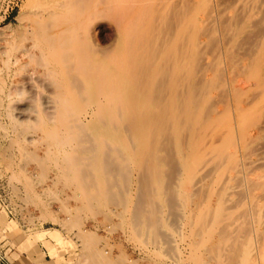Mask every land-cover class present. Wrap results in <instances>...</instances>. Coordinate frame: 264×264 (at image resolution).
<instances>
[{"label": "rangeland", "instance_id": "rangeland-1", "mask_svg": "<svg viewBox=\"0 0 264 264\" xmlns=\"http://www.w3.org/2000/svg\"><path fill=\"white\" fill-rule=\"evenodd\" d=\"M62 21L75 23L73 29L70 24V30L66 28L69 40L73 38L74 41L76 36L73 46L78 50L77 54L81 53V58L88 56L91 61L108 54L110 58H101L99 63L104 59L107 66L110 64L107 71L112 68L120 70L118 78L114 77L119 81L111 79L114 75L107 80L111 72L101 73L107 66L92 60L101 65L100 74L107 77V82L113 80L104 87L101 84L102 92L112 90L114 83V88L122 83L125 86L118 88L124 89L123 92L118 91L119 95H123L122 99L129 96L121 106H118L121 97L119 104L115 97L117 122L113 123L114 129L113 125L99 127L95 120L92 123L87 117L95 109L94 92L97 95V90H100L93 85V77L100 79L94 71L98 67L94 63L96 68L93 69L89 64L91 71L89 66L86 72L79 66L86 65V57L83 62L72 58L76 63H67L71 61L67 58L73 46L70 41L68 44L71 46L65 47L67 24L63 22V27ZM53 22L60 25L59 28L63 27V31L66 29L65 33L62 32L64 35H60L65 37L66 43L63 41L64 45L57 47H65L67 55L64 50L60 52L66 58L63 54L61 57V53L57 57L58 51L54 54L47 48L59 37H50L51 30L53 33L58 28ZM47 29L50 32L47 33ZM46 42L48 44H44ZM47 49L55 59L53 55H45ZM77 54L74 57H80ZM45 56L52 58L47 60ZM43 59L47 61L43 63ZM53 59L59 60L57 65L61 63L58 67L64 66L63 70L59 67L64 75L70 70L74 72L76 69L72 71V68L75 65L85 71L79 72L78 76L94 73L90 77L92 81H89V75H84L87 79L82 77L87 80L85 84L90 83L88 87L77 85L75 88V84L82 81L81 77H78L80 81L75 78L76 72L59 77L61 71L54 64L56 61L51 62ZM65 68L69 71L67 74L64 73ZM55 72L58 73L53 74ZM51 74L58 75L54 78ZM72 79H76L73 84ZM64 80L67 81L66 86L71 84L76 89L75 93L79 91L81 96L85 94L88 97L67 94L68 88L62 86L63 90L59 85L62 81L61 85H65ZM58 87L60 91H66L63 92L66 94H63L64 98ZM54 90L57 100L70 98L69 103L76 106L66 103L70 107L66 110H71L75 116L73 121L68 120L66 127L69 129L58 126V121L48 122L46 111L40 105H43L45 94ZM7 92H11V100L7 98ZM118 92L114 96L118 97L115 95ZM76 96L80 99H74ZM89 103L94 106L91 104L89 107ZM23 104L34 105L31 108L35 110L41 107L43 120L47 123L42 120L43 124L40 120L27 123L23 119L21 122L14 108ZM84 105L86 110L88 108L86 113L89 112L85 115ZM80 106L82 108L78 110L81 113H76V117L75 111ZM104 106L99 111L102 110L103 119L108 120L110 116L107 114L106 117ZM123 106L128 110L125 111ZM71 114L69 119L73 118ZM77 118L81 124L83 121L84 131L91 130L86 131L88 134L82 129H78L83 131L79 132L80 135L76 133L80 124ZM141 120L146 128L141 126ZM71 124L73 128L77 125L75 133H72ZM121 125H124L126 134ZM0 126L1 259H5V252L13 250L29 257L35 256L37 262H45L46 259L61 264H257L254 251L261 252L264 246V0H0ZM66 129L70 135L75 134L76 138L73 135L69 137L71 142ZM141 129L148 130L146 133L151 140ZM51 130L53 132L49 133ZM122 131L129 135L127 138L131 135L133 140L128 141L130 138L127 140L125 136L123 142L120 139ZM57 133L64 134L59 136ZM86 134H91L88 136L90 139L95 137L87 145L83 140ZM142 134L144 138H141ZM105 135L109 141L113 139L116 149L111 146L112 151L108 150L111 142L108 145L107 140L99 141L100 146L96 144L101 140L98 138ZM60 137L64 138L62 142L66 140L62 146H70L67 148L69 152L56 145H59ZM54 140L59 142L53 143ZM79 141L85 143L84 149ZM145 143L150 144L149 147ZM222 145L225 146L223 149ZM92 147L96 148L89 153ZM119 148L123 150L122 156ZM55 149L57 152L53 151ZM129 150H133L132 153ZM108 152L112 153L109 154L112 158L107 156ZM79 155L83 158H78ZM73 168L78 169L74 171ZM226 177L231 178L227 181ZM243 199L247 202L243 201L242 207ZM250 201L254 203L248 204ZM236 204L237 209L233 208ZM184 234L186 238L183 239ZM96 251L104 253L103 261L94 254ZM258 261L262 262L264 258Z\"/></svg>", "mask_w": 264, "mask_h": 264}, {"label": "bare ground", "instance_id": "bare-ground-1", "mask_svg": "<svg viewBox=\"0 0 264 264\" xmlns=\"http://www.w3.org/2000/svg\"><path fill=\"white\" fill-rule=\"evenodd\" d=\"M73 1H74V0H73ZM72 6H73V4H72ZM64 7H65V6H64ZM70 12H71V10H70ZM73 12H74V11H73ZM65 13H66V12H65ZM71 13H72V12H71ZM63 14H64V13H63ZM80 15H81V14H80ZM49 17H51V16H48V18H49ZM55 17H56V16H55ZM51 18H52V17H51ZM60 18H61V17H60ZM68 18H69V16H68ZM75 18H76V17H75ZM46 19H47V18H45V20H46ZM49 19H50V18H49ZM56 19H57V18H56ZM56 19H55V20H56ZM77 19H78V18H77ZM79 19H80V17H79ZM79 19H78L77 21H79ZM47 20H48V19H47ZM71 20H72V18H71ZM52 21H54V19H52ZM67 21H69V20H67ZM73 21H74V20H73ZM73 21H71V22H73ZM59 22H60V21H59ZM63 22L66 23V24H67V22L62 21V25H63V27H64ZM71 22H68V23L70 24V27L72 28V27L75 25V23H73V24H74V25H73V24H71ZM53 23H54V22H53ZM57 23H58V22H57ZM78 23H79V22H78ZM78 23H77V24H78ZM38 24H39V22H38ZM54 24H55V23H54ZM59 24H61V22H60ZM69 24L65 25V28H66V26L69 27ZM46 25H47V24H46ZM55 25H57V24H55ZM78 26H79V25H78ZM49 27H51V26H49ZM53 27H54V26L52 25L51 28L54 29L55 27H54V28H53ZM57 27H58V28H57L56 30L59 31V29H60V31H59V32H61L60 34H59V32L56 31V30L52 33V30H51V36H50L49 34H48V35H49L50 37H52V35H53V37H54V35L57 36V37H58V36L60 37V35H64L63 33L66 32V33H65V37H66L67 39H65V40H66L67 44H65V47H68V45H69L68 42H70V41H71L70 43H72L71 45H72V46H73V45L75 46V44H73V42L75 41V37H76V36L74 37V41H73V38H72V37H71L72 40H69V38H68V37H69V33H68V31L70 30V27H69V30H68V28H66L67 30L65 29V30H66V31L64 30L65 32L63 31V27H62V28H59V27H61L60 25H59V26L57 25ZM74 27H75V26H74ZM74 27H73V28H74ZM79 27H80V26H79ZM40 28H41V27H40ZM73 28H72V29H73ZM83 28H84V27H83ZM44 30H46V29H44ZM47 30H48V29H47ZM45 32H46V31H45ZM48 32H50V29L47 31V33H48ZM62 32H63V33H62ZM39 33H40V32H39ZM67 33H68V36H67ZM70 33H71V32H70ZM58 34H59V35H58ZM74 34H76V33H74ZM31 35H32V34H31ZM35 35H36V34H35ZM35 35H34V36H35ZM40 35H42V33H41ZM70 35H71V34H70ZM72 35H73V34H72ZM80 35H81V34H80ZM44 36H45V35H44ZM44 36H43V37H44ZM73 36H74V35H73ZM40 37H41V36H40ZM57 37H55V38H57ZM59 37H58L57 39H55L56 41L53 39L54 42H52V43H50V44H48L47 42L44 43V44H48V47H47V48H49L50 50L52 49V50H51V52L53 51L52 53L56 54L55 52L58 51V52H57V57H58V55L61 53L60 51H61V50H64V48H65V47H62L63 49H57V47H59V46H63V45H64V44L62 43L63 41L65 42V40H64L65 37H64V36H62L63 38L60 37L62 40L59 39ZM44 39H45V38H44ZM38 40H39V39H38ZM38 40H37V41H38ZM45 40H46V39H45ZM68 40H69V41H68ZM46 41H47V40H46ZM57 41H58V43H55V42H57ZM59 41H60V42H59ZM81 41H82V40H81ZM66 42H65V43H66ZM124 42H125V41H124ZM74 43H75V42H74ZM82 43H83V42H82ZM71 45H69V47H70ZM82 45H83V44H82ZM45 46H47V45H45ZM74 46L72 47L73 50L70 49V53L68 52V53L70 54V56H69V54H68L69 57H68L67 59H69V60L71 59V61H68V62H67L68 64H70L71 62L76 63V62H75V59H76V61H79V62H83V61H85L84 58H85L86 56L83 55L84 58H83V57L81 58V53L77 54L78 50H76V47L74 48ZM78 46H79V45H78ZM32 47H33V46H32ZM35 47H36V46H35ZM42 47H43V46H42ZM81 47H82V46H81ZM83 47H84V46H83ZM79 48H80V47H79ZM38 49H39V47H38ZM49 49H47L48 51L45 50V51H46L45 55L48 56V57L53 55V58L55 59L54 54L50 53ZM54 49H55V50H54ZM56 49H57V50H56ZM86 49H87V48H86ZM115 49H116V48H115ZM67 50L69 51V49H67ZM74 50H75V54L80 55V57H78L77 55H76L77 57H74V55H75V54H74ZM80 50H81V49H80ZM112 50H113V49H112ZM43 51H44V49H43ZM113 51H114V50H113ZM48 52L50 53V55H47ZM72 52H73L74 55L72 54ZM82 52H83V51H82ZM85 52H86V51H85ZM27 53H28V51H27ZM64 53L66 54V51H65V50H64ZM94 53H95V52H94ZM99 53H100V52H99ZM110 53H111V52H110ZM28 54H29V53H28ZM42 54H43V52H42ZM42 54L40 55V57H42V56L44 55V54H43V55H42ZM62 54H63V52L60 54V56H61ZM65 54H63V56H64ZM83 54H84V52H83ZM95 54H96V53H95ZM97 54H98V53H97ZM66 55H67V54H66ZM72 55H73V57H72ZM87 55H88V54H87ZM106 55H107V56H106ZM106 55H103L104 57H101V56H100V57L106 59L107 57L110 56V55H108V54H106ZM111 55H112V58L115 57V54H114V53H112ZM113 55H114V57H113ZM37 56H38V55H37ZM46 56H45L44 59H47ZM43 57H44V56H43ZM43 57H42V58H43ZM61 57H62V56H61ZM61 57H59L58 59H60ZM64 57H65V56H64ZM66 57H67V56H66ZM66 57H65V58H66ZM87 57H88V56H87ZM87 57H86V61H89V62H91V63H88V62L85 61L86 65L82 66V65L84 64V63H83L82 65H79V66H80V67H83L85 70H86L91 64H92L91 66H92L93 69H94L95 66H97L98 68L95 67L96 69H94V71H95V70H96V71L98 70L97 72L95 71V73H97L96 76H97L98 78L101 79V80H100V79L94 78V77H93V76H94V73H93V75H92L91 72H89V74H87V73L83 74V76H84V75H85V76H86V75H89V81H90V80L92 81V79H90V77L92 76V77H93V82L95 81V84H93V85H96L97 88H100V90H97V95H96V91L94 92V93H95L94 96H96L95 98L93 97V98H94V102H93V103H95V104H94V105H95V109L92 110L91 113L88 112L89 115H88L87 117H88V118H91L90 120L92 121V123H93V120H95V121L97 122V124L99 125V127H100V126H102V127L105 126V127H106L107 125H111V126L113 125L112 128L114 129V128H115V125H114V124H116L115 122H117V121H116V117H115V105L117 104V103H116V100H115V97H116V99H117V101H118V104H119V101H120V100H119V97H121V96L119 95V92H118V91H122V92H123L124 89H122V90H119V89H121V87H122V86H125V85H124V84L122 85V83L120 84V83L118 82V83H119L118 85H121V86H120V87L118 86L119 89L116 87L118 90H114V89H116V88H114V86H115L114 84H115V83L113 82V83H114V84H113V87L111 86V88H113L112 90H111V89H106V88H105V89H106V90H105L104 88H102V90H105V92H102V91H101V87H102V85H103V87H104V85H106V83H107V84H108V83H112V81H113V80H112L111 82H107V81H106V78H107V77L105 78V75H106L107 72H111L110 77H109V75H107V76L109 77V78H107V80H109V79L114 75L111 79H114V80H116V81H119V79H115V78H116V77L118 78L117 75H119L118 71H120V70H118V68H117L118 66H116V67L114 66L115 68H117V70H116V69L112 68L113 66L111 65V66H112V67H111L112 70H111V71H107L108 68L110 69V64H108L109 67L106 65V64L108 63L107 61H106L107 63H106V62L104 63L105 60L103 59L104 61L102 60L101 63H99V62H100L99 60H101V58H99V59H97V58H96V59L92 58L91 61H90L89 59H87ZM97 57H99V56H97ZM105 57H106V58H105ZM50 58H52V57H50ZM50 58H48V59H50ZM72 58H75V59H72ZM77 58H78V59H77ZM109 58H110V57H109ZM109 58H108V59H109ZM112 58H111V60H112ZM116 58H117V57H116ZM44 59H43V63H44V61H47V60H48V59H47V60H44ZM54 59H53L52 61H51V60H50V61L53 62V63L56 61L54 64L57 65V61H59V60H58V59L54 60ZM63 59H64V58H63ZM80 59H82V60L80 61ZM108 59H107V60H108ZM61 60H62V59H61ZM73 60H74V61H73ZM92 60H96V61L98 60L97 62H98L99 64L102 65V63H104L105 66H107V68H105V70H103L104 72L101 70V73H103V74L105 73V75H101V74H100L99 68L101 67V65L98 66L99 64L96 65V63L94 62V63H95V66H94V65H93L94 63H93ZM113 60H115V59H113ZM108 61H109V60H108ZM115 61H116V60H115ZM115 61H114V62H115ZM51 62H50V64H51V66H52V63H51ZM65 62H66V60H65ZM65 62H64V63H65ZM47 63H48V62H47ZM47 63H46V64H47ZM58 63H59V62H58ZM67 63H66V64H67ZM74 63H73V64H74ZM77 63H78V62H77ZM110 63H112V62H110ZM54 64H53V65H54ZM80 64H81V63H80ZM89 64H90V65H89ZM112 64L114 65V63H112ZM4 65H5V64H4ZM43 65H44V64H43ZM56 65H54V66H56ZM58 65H61V63L58 64ZM58 65H57V67H58ZM115 65H118L117 61H116V64H115ZM6 66H7V65H6ZM75 66H76V67H73V68H72V71L75 70V69L77 70L78 68H80L78 65H75ZM91 66H90V68H89V71H91ZM102 66H104V65H102ZM59 67L63 70V67H64V66L62 65V66H59ZM59 67H58V69L60 70ZM77 67H78V68H77ZM85 67H86V68H85ZM32 68H33V67H32ZM44 68H45V67H44ZM49 68H51V67H49ZM74 68H75V69H74ZM83 68H80V69H78L77 71L75 70L74 72H76L77 74L74 73V72H71L70 68H69L70 73H68V72H69L68 69L65 68V69H64V70H65L64 73H65V72H66V74H67V73H68V74H71V73H72V75L76 74L77 76H76L75 78H77V79L79 80L78 77H81L80 79H82V77H83V76H78V75H80L79 72H81V73H84V72H85V71L83 72V70H84ZM54 69H57V68L55 67ZM93 69H92V72H93ZM101 69H102V68H101ZM103 69H104V68H103ZM113 69H114V72H112ZM48 70H49V71H52V72L54 71V70H50V69H48ZM62 70H60V71H61L60 74H59V75L57 74V75H58L59 77H60L61 74H62V76H64V77L68 76V74H67V75H64L63 72H62ZM67 71H68V72H67ZM105 71H106V72H105ZM115 71H116V72H115ZM52 72H51V73H52ZM58 72H59V71H58ZM58 72H55V73H53V74H56V73H58ZM86 72H87V70H86ZM43 73H47V72L44 71ZM114 73H116V76H115ZM117 73H118V74H117ZM99 74H100V75H99ZM107 74H109V73H107ZM13 75H14V74H13ZM51 75H52V74H51ZM51 75H50V78H51ZM57 75H56V76H57ZM81 75H82V74H81ZM56 76H53V75H52V77H54V78H55ZM85 76H84V78L87 79L88 77L86 78ZM96 76H95V77H96ZM6 77H7V76H6ZM29 77H30V75H29ZM69 77H73V78H74V76H71V75H69ZM92 77H91V78H92ZM101 77H102V78H101ZM114 77H115V78H114ZM61 78H63V77H61ZM104 78H105V80H104ZM63 79H64V78H63ZM70 79H71V78H70ZM29 80L31 81L32 79H29ZM45 80H46V79H45ZM58 80H59V79H58ZM66 80L70 81L69 79H66ZM74 80H76V79H72V80H71V83H72V84H73ZM96 80H98L100 83L97 81L98 84H96ZM53 81L55 82V80H53ZM59 81H60V80H59ZM64 81H65V80H64ZM79 81H80V80H79ZM82 81H84V83H82ZM82 81H81L80 84H75V88H76L77 85H79V87H81V86H83V87L86 86V88H87V87H88L87 84H88L89 82H87V84H85L87 80H83V79H82ZM105 81H106V82H105ZM122 81H123V80H122ZM56 82H57V81H56ZM62 82H63V81H62ZM62 82H60L59 85H60L61 88H64V87H67V88H68V89L66 88V89H67V94L70 93L69 95H70V96L72 95V97L75 96V94L81 96L80 93H79V91H77L79 94H78L77 92L75 93V90H76V89H74V88L71 86V84H70V86H69V85L66 86V82H67V81H65V83H64L65 85H63V84L61 85ZM75 82H76V81H75ZM103 82H104V83H103ZM123 82H124V81H123ZM43 83H45V82H43ZM46 83H47V82H46ZM76 83H78V82H76ZM116 83H117V82H116ZM67 84H69V83H67ZM82 84H84V85H82ZM89 84H90V83H89ZM91 84H92V83H91ZM101 84H102V85H101ZM109 85H112V84H109ZM126 85H128V84H126ZM37 86H38V85H37ZM42 86H43V85H42ZM44 86H45V85H44ZM62 86H64V87H62ZM31 87H32V86H31ZM34 87H35V86H34ZM34 87H33V88H34ZM60 87H58V90L61 89ZM69 87H71V88H69ZM77 87H78V86H77ZM96 87H95V88H96ZM105 87H108V86H105ZM109 87H110V86H109ZM126 87H127V86H126ZM72 88H73V90H71ZM81 88H82V87H81ZM81 88H78V89H81ZM95 88L93 87L92 89H95ZM124 88H125V87H124ZM127 88H129V87H127ZM52 89H53V88H52ZM58 90H57V91H58ZM63 90H65V88H64ZM63 90H61V91L59 90V91H60V94L62 95V96H61V95H60V96H61L62 98H64V97L66 96V94L63 93V92L66 93V91H63ZM15 91H16V90H15ZM55 91H56V90H54L53 93H51V92L48 91L49 93L45 94V98L43 99V102H42L43 105H42V104H40V105H41V106L45 109V111H46V112H45L44 109H43V111L45 112V114H46L47 117H48V118H46V116H45V118H46L47 120H48V119L50 120V121L48 120V122H57V121H58L59 124H57V125H58V126L61 125V126H62L61 128H64V127H66V126L68 127V122H69L68 120H72V119L74 120V117H75L74 115H72L73 113L71 114V110L68 109V108H70L69 106L76 108V106H75V105L72 106L73 104L69 103L70 98L67 99L68 103L71 104V105H69V106L66 105V103H67L66 99H61L62 101H60V100L58 99L59 102H60V103H59L58 100H57L56 95L54 96V94H56ZM69 91H70V92H69ZM73 91H74V92H73ZM98 91H99V93H98ZM100 91H101L102 93H100ZM107 91H109V92H107ZM112 91H113V93H112ZM114 91L118 92L117 94H115V95H119L118 97H117V96H114V93H116V92H114ZM20 92H21V91H20ZM38 92H39V91H38ZM45 92H46V91H45ZM7 93H8V92H7ZM42 93H43V92H42ZM71 93H72V94H71ZM73 93H74V95H73ZM103 93H104V94H103ZM10 94H11V92H9L8 95H6L7 98H9V100L12 99V97L10 96ZM13 94H14V93H13ZM17 94H18V93H17ZM63 94H64L65 96H63ZM81 94H82V93H81ZM98 94H99V95H102V96L99 97ZM35 95H36V94H35ZM43 95H44V94H43ZM83 95L86 96V97H88V96L85 95V94H83ZM83 95H82V96H83ZM16 96H17V95H16ZM60 96H59V98H61ZM70 96H69V97H70ZM82 96H81V97H82ZM92 96H93V95H92ZM92 96H91V97H92ZM86 97H85V98H86ZM89 97H90V96H89ZM122 97H123V95H122ZM122 97H121L120 99H122ZM126 97L129 98L128 95L125 96V98H126ZM75 98H76V99H80L78 96L74 97V99H75ZM83 98H84V97H83ZM125 98H124V99H125ZM127 98H126V99H127ZM5 99H6V98H5ZM72 99H73V98H72ZM89 99H90V98H89ZM124 99H122V101H120V104H119L118 106H121V102L123 103V100H124ZM2 100H3V99H2ZM6 100H8V99H6ZM71 101H72V100H71ZM75 101H76V100H75ZM82 101L86 102L85 99H83ZM6 102H7V101H6ZM130 102H131V101H130ZM3 103H4V102H3ZM10 103H11V102H10ZM27 103H28V102H27ZM72 103H73V102H72ZM75 103H76V102H75ZM82 103H83V102H82ZM87 103H88V101H87ZM7 104H8V106L10 105L9 102H8ZM28 104H29V103H28ZM31 104L36 105L35 103H31ZM91 104H92V103H91ZM91 104L89 103V107H90ZM34 105H33V107H34ZM85 105H87V104H85ZM85 105H84V106H85ZM94 105L92 104V106H94ZM104 105H105V106L107 105V108H106ZM11 106H12V105H10L9 107H11ZM14 106H15V104H14ZM102 106H104V108L106 109V117H108V116H107V114H108V115L110 116V119H109V118H107L108 120L103 119V116H104L103 114H104V113L102 112V110L99 111V110H100V107L102 108ZM146 106H147V105H146ZM31 107H32V105H31ZM31 107H30L29 105H26V104H25V105L23 104V105H21V106H18V105H17V106L14 108V109L16 110V113H15V114H16L18 117L21 118V122H22V119H23V122H27V123L38 122L39 120H40V121L42 120V121H44V123H45L46 121L43 120L44 117H43V114H42V112H41V110H40L41 107L38 106L39 108L36 109V110H35V109H32L33 107H32V108H31ZM36 107H37V105H36ZM66 107H68L67 109L70 110V111H67V110H66ZM123 107H124L125 111L128 110V109L126 110L125 106H123ZM11 108H12V107H11ZM74 108H73V109H74ZM78 108H82V106L77 107V110H78ZM85 108H86V106L84 107V109H85ZM91 108H92V107H91ZM104 108H103V110H104ZM109 108H110V109H109ZM118 108H119V107H118ZM120 108H121V107H120ZM6 109H7V108H6ZM73 109H72V111H73ZM84 109H82V110L84 111ZM108 109H109V111H108ZM111 109H112V110H111ZM147 109H148V108H147ZM38 110H39V111H38ZM87 110H88V108H87ZM87 110L85 109V112H84L83 115H85V113H86ZM110 110H111V111H110ZM118 110H120V109H118ZM118 110H117V111H118ZM122 110H123V109H122ZM122 110H121V111H122ZM5 111H6V110H5ZM12 111H13V109H12ZM79 111H80V110H78L77 112L75 111V115H76V113H77L78 115H80L81 111H80V112H79ZM83 111H82V112H83ZM107 111H108V112H111V113H108ZM121 111H120V113H121ZM7 112H9V111L7 110ZM7 112H6V113H7ZM78 112H79V113H78ZM68 113H70V114L72 115V117H73V116H74V117L69 119V115H70V114H68ZM88 113H86V114H88ZM101 113H103V114H101ZM116 113H117V112H116ZM126 113H127V112H126ZM13 114H14V113H13ZM13 114H12V117H13ZM121 114H123V112H122ZM81 115H82V114H81ZM100 115H101V116H100ZM102 115H103V116H102ZM124 115H125V114H123V116H124ZM8 116H9V115H8ZM10 116H11V112H10ZM116 116H118V113H117ZM126 116H127V115H126ZM15 117H16V116H15ZM76 117H77V115H76ZM79 117L82 118V116H79ZM79 117H78V118H79ZM83 117H85V116H83ZM20 118H19V119H20ZM78 118H77V120H78L77 122L80 123V124H78V126H77V125H75V124H76V123H75L74 125L78 127V128L76 127L77 130H78V129H79V130L82 129V130L84 131V129H83V126H84V125L82 126L83 121H82V124H81V120H79ZM88 118H87V119H88ZM119 118H121V117H119ZM144 118H145V117H144ZM144 118H143V119H144ZM16 119H18V118H16ZM87 119H86V120H87ZM113 119H114L115 121H114ZM134 119H135V118H134ZM134 119H133V120H134ZM140 119H141V118H140ZM73 120H72V121H73ZM124 120H125V119H124ZM16 121H18V120H16ZM16 121H14V122L16 123ZM31 121H32V122H31ZM42 121H41V122H42ZM11 122H13V121H11ZM14 122H13V123H14ZM21 122H20V123H21ZM84 122H86V121H84ZM88 122H89V121H88ZM120 122H121V120H120ZM123 122H124V121H123ZM123 122H122V124H123ZM141 122H142V120H141ZM146 122H147V120H146ZM148 122H149V120H148ZM155 122H156V120H155ZM46 123H47V122H46ZM90 123H91V122H90ZM113 123H114V124H113ZM150 123H151V122H149L148 124L150 125ZM42 124H43V122H42ZM42 124H41V125H42ZM55 124H56V123H53V125H54L53 127H54V128H56V127H55V126H56ZM69 124H70V123H69ZM84 124H85V123H84ZM141 124H143V125H141V126H144L145 128L147 127L146 125H144L145 122H142ZM24 125H25V124H24ZM28 125H29V124H28ZM38 125H39V124H38ZM38 125H37V127H38ZM48 125H49V124H48ZM71 125H72L71 127L73 128V124H71ZM79 125H81V126H79ZM92 125H93V124H92ZM149 125H148V126H149ZM154 125H155V124H154ZM58 126H57V128H58ZM75 126H74V128H73L72 133H75V132L77 131V130L75 129ZM117 126H118V125H117ZM122 126H124V125H121V127H122ZM0 127H1V126H0ZM35 127H36V126H35ZM42 127H43V126H42ZM44 127H45V126H44ZM53 127H52V128H53ZM67 127H66V128H67ZM69 127H70V126H69ZM79 127H80V128H79ZM81 127H82V128H81ZM144 127H143V128H144ZM31 128H32V127H31ZM45 128H47V127H45ZM57 128H56V129H57ZM59 128H60V127H59ZM84 128H86V127H84ZM97 128H98V127H97ZM118 128H119V127H118ZM123 128H125V127H122L121 130L124 131ZM135 128H136V127H135ZM36 129H37V128H36ZM50 129H51V128H50ZM67 129H69V128H67ZM67 129H66V132H67ZM91 129L93 130V127H92ZM136 129L138 130V128H136ZM159 129H160V128H159ZM175 129H176V128H175ZM25 130H26V129H25ZM28 130H29V129H28ZM31 130H32V129H31ZM48 130H49V129H48ZM57 130L59 131L60 129H57ZM62 130H63V129H62ZM71 130H72V129H70V131H71ZM74 130H76V131L74 132ZM79 130L76 132L77 134H79V132H80ZM88 130H90V129H87V130H85L84 132L87 133V132H89ZM96 130H97V129H96ZM98 130H100V129H98ZM108 130H109V129H108ZM111 130H112V129H111ZM141 130H145V133H146V130H147V129H141ZM148 130H149V128H148ZM148 130H147V131H148ZM40 131H41V130H40ZM42 131H44V130L42 129ZM46 131H47V130H46ZM46 131H45V133H46ZM83 131H81V132H83ZM86 131H87V132H86ZM90 131H91V130H90ZM94 131H95V130H94ZM113 131H115V130H113ZM123 131H122V134H123ZM152 131H153V128H152ZM51 132H53V131L51 130L49 133H51ZM68 132H69V131H68ZM68 132H67V133H68ZM81 132H80V133H81ZM97 132H98V131H97ZM99 132H100V131H99ZM116 132H117V131H115L114 133H116ZM124 132H125V131H124ZM154 132H155V130H154ZM43 133H44V132H43ZM45 133H44V134H45ZM49 133H48V134H49ZM58 133H59V132H58ZM58 133H57V134H58ZM64 133H65V132H64ZM64 133H63V134H64ZM72 133H71V135L68 133V134H69V135H68V138L71 137V136L73 135ZM126 133H127V132H125V134H126ZM150 133H151V132H150ZM20 134H21V133H20ZM63 134H62V135H59V134H58V135H59V136H63ZM77 134H76V135H77ZM83 134H84V133H83ZM87 134H88V133H87ZM87 134H86V135H87ZM97 134H98V133H97ZM97 134H96V135H97ZM125 134H123V137L120 138L122 141L124 140V138H125V136H126ZM140 134H141V133H140ZM147 134H148V133H146V135H147ZM151 134H152V133H151ZM175 134H176V133H175ZM45 135H46V134H45ZM54 135H55V134H54ZM74 135H75V134H74ZM74 135H73L72 137H75ZM79 135H80V134H79ZM79 135H78V138H79ZM89 135H91V134H89ZM89 135H87V137H84V136L82 135V138L84 137L83 140H85V143L87 142L86 145L88 144V142H89L90 140L92 141L93 139H95V137H94L93 139H92V138H91V139L88 138ZM115 135H116V134H115ZM133 135H134V134H133ZM138 135H139V134H138ZM146 135H145V136H146ZM229 135H230V134H229ZM25 136H26V135H25ZM46 136H47V135H46ZM51 136L53 137V135H51ZM59 136H58V138H59ZM92 136H93V135H92ZM120 136H121V135H120ZM128 136H129V135L127 134L126 138H127ZM141 136H142L141 138H144V137H143V134H142ZM148 136H149V135H147L146 138L149 140L151 137L149 138ZM163 136H164V135H163ZM89 137H90V136H89ZM132 137H134V136H132ZM42 138H43V137H42ZM44 138H45V137H44ZM50 138H51V137H50ZM60 138H61V137H60ZM64 138H65V136H64ZM64 138L62 137L61 140L59 139V141L62 142ZM68 138H67V139H68ZM75 138H76V137H75ZM126 138H125V139H126ZM129 138H130V139H129ZM129 138H127V140L129 139L128 141L133 140V139L131 138V135H130ZM231 138H232V137H231ZM47 139H48V138H47ZM73 139H74V138H73ZM96 139H97V137H96ZM98 139H101V140H98ZM98 139H97L98 142H99V141H100V142H101V141L104 142L105 140L109 141V140H108L109 138H108L106 135H105V136H100V138H98ZM114 139H115V138H114ZM227 139L229 140V138H227ZM233 139H234V138H233ZM48 140H50V139H48ZM56 140H58V139L56 138ZM77 140H78V139H77ZM77 140H76V141H77ZM79 140H82V139L79 138ZM139 140H141V139H139ZM150 140H151V139H150ZM59 141H55V140H54L53 143H54V142H59ZM68 141L71 142L72 139L70 140V138H69ZM95 141H96V140H95ZM95 141H94V142H95ZM112 141H113V139H112ZM112 141L107 142V143H109L108 145H110V142H111V145H110V148H111V149L108 148V150H110V151H112L113 148L116 149V147H117L116 145H115V147H113V146H114V145H113L114 143H112ZM122 141H121V142H122ZM141 141H142V140H141ZM40 142H41V141H40ZM60 142H59V145H58V143H57L56 145H57V146H62V144H63L64 142H66V140H64V142H62L61 144H60ZM70 142H69V143H70ZM77 142H78V141H77ZM77 142H76V143H77ZM79 142H82V141H79ZM94 142H92V144H93ZM100 142H99V143H96V144H99L98 146H100V144H101ZM123 142H124V141H123ZM132 142H133V141H131V143H132ZM145 142L147 143V140H145ZM148 142H152V141H148ZM226 142H227V141H226ZM67 143H68V142H67ZM69 143H68V144H69ZM85 143L82 142V144H83L82 147H83V146L85 147ZM115 143H116V142H115ZM126 143H127V142H126ZM146 143H145V144H146ZM50 144H51V143H50ZM68 144L65 143V145H68ZM77 144H78V143H77ZM79 144H80V143H79ZM105 144H106V143H105ZM129 144H130V143H129ZM228 144H229V143H228ZM231 144H232V143H231ZM56 145H55V146H56ZM71 145L76 146L75 144H72V143H71ZM148 145H150V144H148ZM148 145L146 144V146H148ZM237 145H238V144H237ZM52 146H53V145H52ZM77 146H78V145H77ZM79 146H80V145H79ZM94 146H95V145H94ZM111 146H112L113 148H112ZM118 146H119V145H118ZM136 146H137V144H136ZM143 146L145 147V145H143ZM153 146H154V144H153ZM222 146H223V145H222ZM62 147H65V146H62ZM68 147H70V146L68 145ZM68 147H67V148H68ZM71 147H72V146H71ZM84 147H83V149H84ZM101 147H102V146H101ZM101 147H100V148H101ZM132 147H133V146H132ZM148 147H149V146H148ZM217 147H219V146H217ZM224 147H225V146H223L222 149H223ZM230 147H231V146H230ZM50 148H51V145H50ZM65 148H66V147H65ZM67 148H66V149H63V148H62V149H63V151L66 150V152H69V149H67ZM72 148H74V147H72ZM86 148H87V147H86ZM95 148H96V147H95ZM95 148H93V147L90 148V152H89V151H88V152L91 153V149H92V150H93V149L95 150ZM100 148H99V149H100ZM102 148L104 149V147H102ZM105 148H106V147H105ZM125 148H127L126 145H125ZM220 148H221V146H220ZM34 149H35V148H34ZM99 149H96V150L100 151ZM106 149H107V148H106ZM119 149H120V148H119ZM121 149H122V148H121ZM121 149H120V151H121V152H120V155H121V153H123V152H122L123 150H121ZM131 149H132V148H131ZM133 149H135V148H133ZM144 149H145V148H144ZM210 149H211V148H210ZM67 150H68V151H67ZM70 150H71V149H70ZM76 150H77V149H76ZM78 150H79V149H78ZM94 150H93L92 152H94ZM124 150H125V149H124ZM140 150H141V149H140ZM48 151H49V150H48ZM48 151H47L46 153H48ZM53 151L57 152L56 149L53 150ZM85 151H86V150H84V152H85ZM98 151H97V152H98ZM104 151H105V150H104ZM130 151H131V150H129V152H130ZM132 151H133V150H132ZM132 151H131V153H132ZM142 151H143V150H142ZM233 151H235V150H233ZM233 151H231V152H233ZM51 152H52V151H51ZM59 152H60V151H59ZM64 152H65V151H64ZM72 152H73V151H72ZM97 152H96V153H97ZM102 152H103V150H102ZM105 152H106V151H105ZM105 152H104V153H105ZM114 152H115V151H114ZM126 152H127V151H126ZM194 152H195V150H194ZM238 152H239V151H238ZM49 153H50V152H49ZM100 153H101V151H100ZM116 153H117V151H116ZM133 153H134V152H133ZM135 153H136V152H135ZM138 153H139V152H138ZM142 153H143V152H142ZM62 154H63V153H62ZM67 154H68V153H67ZM75 154H76V153H75ZM81 154H82V153H81ZM107 154H108L107 156L110 157V155H111L112 153L110 154V152H108ZM109 154H110V155H109ZM136 154H137V153H136ZM210 154H211V153H210ZM242 154H243V153H242ZM55 155H56V154H55ZM70 155H72V154L70 153ZM82 155H83V154H82ZM82 155H81V157H80V155H79L78 158H81V159H82V158H83ZM86 155H87V154H86ZM86 155H85V156H86ZM91 155H96V154H95V153H92ZM91 155H90V156H91ZM113 155H114V153H113ZM113 155H112V156H113ZM116 155H117V154H116ZM130 155H131V154H130ZM88 156H89V155H88ZM96 156H97V155H96ZM96 156H95V157H96ZM121 156H122V155H121ZM123 156H124V155H123ZM142 156H143V155H142ZM178 156H179V155H178ZM220 156H221V155H220ZM54 157H56V156H54ZM69 157H70V156H69ZM72 157H74V156H72ZM72 157H71V158H72ZM101 157L104 158V156H101ZM101 157H100V158H101ZM117 157H118V156H117ZM138 157H139V155H138ZM140 157H141V155H140ZM212 157H213V156H212ZM240 157H241V156H240ZM48 158H49V157H48ZM67 158H68V157H67ZM84 158H85V157H84ZM87 158H88V157H87ZM91 158H93V157H91ZM91 158H90V160H91ZM105 158L107 159L108 157L105 156ZM105 158H104V159H105ZM110 158H112V157H110ZM114 158H115V157H114ZM121 158H123V157H121ZM153 158H154V157H153ZM179 158H180V157H179ZM210 158H211V157H210ZM260 158H261V157H260ZM74 159H75V158H74ZM74 159H73V160H74ZM95 159H97V158H95ZM98 159H99V158H98ZM104 159H103V160H104ZM154 159H155V158H154ZM85 160H86V159H85ZM103 160L100 161V163L103 162ZM124 160H125V159H124ZM77 161H78V160H77ZM81 161H82V160H81ZM92 161H93V160H92ZM96 161L99 162V160H96ZM96 161H93V162L95 163ZM236 161H237V160H236ZM63 162H64V161H63ZM66 162H68V161H66ZM78 162H79V161H78ZM89 162H91V161H89ZM93 162L91 163V165L93 164ZM153 163H154V162H153ZM231 163H232V162H231ZM202 164H203V162H202ZM202 164H201V165H202ZM233 164H234V163H233ZM250 164H251V163H250ZM156 165H157V164H156V162H155V167H156ZM204 165H205V163H204ZM92 166H93V165H92ZM202 166H203V165H202ZM80 167H81V165H80ZM94 167H95V166H94ZM96 167H97V166H96ZM204 167H205V166H204ZM234 167H235V166H234ZM255 167H256V166H255ZM67 168H68V167H67ZM198 168H199V167H198ZM238 168H240V167H238ZM251 168H252V167H251ZM73 169H74V171H75V170L78 169V168H76V169L73 168ZM93 169L95 170V168H93ZM97 169L99 170V168H96V170H97ZM157 169H158V168H157ZM199 169H200V168H199ZM232 169H233V168H232ZM4 170H5V169H4ZM65 170H67V169H65ZM68 170H69V169H68ZM79 170H80V169H79ZM204 170H205V169H204ZM234 170H235V169H234ZM72 171H73V170H72ZM152 171H153V170H152ZM236 171H237V170H236ZM239 171H240V170H238V172H239ZM68 172H69V171H68ZM76 172H77V171H76ZM91 172H93V171H91ZM155 172H156V171H155ZM202 172H203V171H202ZM229 172H230V171H229ZM253 172H254V171H253ZM62 173H63V172H62ZM84 173H85V172H84ZM221 173H222V172H221ZM227 173H228V172H227ZM231 173H232V172H231ZM250 173H251V172H250ZM71 174H73V172H72ZM82 174H83V173H82ZM90 174H92V173H90ZM155 174H156V173H155ZM219 174H220V173H219ZM234 174H235V173H234ZM238 174H239V173H238ZM240 174H241V172H240ZM198 175H199V174H198ZM202 175H204V174H202ZM226 175H227V174H226ZM255 175H256V174H255ZM228 176H230V174H229ZM245 176H246V175H245ZM262 176H263V175H262ZM199 177H200V176H199ZM216 177H217V176H216ZM216 177H213V178H216ZM220 177H221V175H220ZM231 177H232V175H231ZM231 177H226L227 181H228L229 178H231ZM202 178H203V177H202ZM233 178H234V177H233ZM73 179H74V178H73ZM84 179H85V178H84ZM178 179H179V178H178ZM203 179H204V178H203ZM213 180H214V179H213ZM217 180H218V179H217ZM234 180H235V179H234ZM251 180H252V179H251ZM261 180H262V179H261ZM257 181H258V180H257ZM179 183H180V182H179ZM227 183H228V182H226V184H227ZM233 183H234V182H233ZM260 183H261V182H260ZM256 184H257V183H256ZM78 185H79V184H78ZM224 185H225V184H224ZM231 186H232V185H231ZM231 186H229V188H231ZM236 186H237V185H236ZM250 186H251V185H250ZM250 186H249V187H250ZM223 187H224V186H223ZM232 187H233V186H232ZM237 187H238V186H237ZM239 187H240V186H239ZM247 187H248V186H247ZM227 188H228V187H227ZM233 188H235V187H233ZM233 188H231L232 191H233ZM240 189H241V188H240ZM243 189H244V188H243ZM212 191H213V190H212ZM234 191H235V190H234ZM222 193H223V192H222ZM230 193H231V192H230ZM233 193H234V192H233ZM238 193H239V192H238ZM256 193H257V192H256ZM258 193H259V192H258ZM260 193H261V192H260ZM244 194H245V193H244ZM225 195H226V194H225ZM249 195H250V194H249ZM135 196H136V195H135ZM156 196H157V195H156ZM219 196H220V195H219ZM251 196H252V195H251ZM222 197H223V196H222ZM228 197H231V194H230V196H228ZM158 198H159V197H158ZM220 198H221V197H220ZM242 198H243V197H242ZM126 199H127V198H126ZM150 199H151V198H150ZM228 199H230V198H228ZM261 199H262V197H261ZM157 200H158V199H157ZM160 200H161V198H160ZM206 201H207V200H206ZM241 201H242L241 204H243V201H244V203L247 202L246 199H245V200L243 199V200H241ZM241 201H240V202H241ZM251 202H252V201H250L248 204H250ZM256 202H257V201H256ZM258 202H259V201H258ZM151 203H152V201H151ZM151 203L149 204L150 206H151ZM157 203H158V202H157ZM252 203H254V202H252ZM154 204H155V203H154ZM165 204H166V203H165ZM227 204H228V203H227ZM237 204L239 205V202H238ZM237 204L235 205L236 207L233 206V208L237 209V206H238ZM241 204L239 205V207L241 206ZM159 205H160V204H159ZM163 205H164V203H163ZM220 205H221V204H220ZM257 205H258V204H257ZM160 206H161V205H160ZM205 206H207V204H206ZM243 206H244V204L242 205V207H243ZM245 206H246V204H245ZM197 207L200 209L199 206H197ZM197 207H196V210H197ZM249 207H250V205H249ZM256 207H257V206H256ZM229 208H230V207H229ZM229 208H228V209H229ZM208 209H209V208H208ZM114 210H115V209H114ZM123 210H124V209H123ZM160 210H161V209H160ZM201 210H202V209H201ZM239 210H240V208H239ZM161 211H162V210H161ZM163 211H164V210H163ZM257 211H258V210H257ZM263 211H264V210H263ZM253 212H254V211H253ZM155 213H156V212H155ZM155 213H154V214H155ZM157 213H159V212H157ZM160 213H161V212H160ZM162 213H163V212H162ZM236 213H237V212H236ZM251 213H252V212H251ZM182 214H183V213H182ZM193 215H194V214H193ZM195 215H198V214H195ZM199 215H200V214H199ZM241 215H242V214H241ZM253 215H254V214H253ZM255 215H256V214H255ZM258 215H259V214H258ZM262 215H263V214H262ZM183 216H184V215H183ZM216 216H217V215H216ZM226 216H227V215H226ZM231 216H232V215H231ZM250 216H251V215H250ZM152 217H153V216H152ZM159 217H160V216H159ZM188 217H189V216H188ZM246 217H247V216H246ZM239 219H240V218H239ZM258 219H259V217H258ZM150 220H151V219H150ZM164 220H165V219H164ZM170 220H171V219H170ZM228 220H229V219H228ZM236 220H237V219H236ZM236 220H235V221H236ZM254 220H255V219H254ZM193 221H194V220H193ZM201 221H202V220H201ZM239 221H240V220H239ZM156 222H157V221H155L154 223H156ZM162 222H164V221H162ZM180 222H181V221H180ZM188 222H189V221H188ZM226 222H227V221H226ZM233 222H234V220H233ZM237 222H238V221H237ZM260 222H261V221H260ZM154 223H153V224H154ZM159 223H160V222H159ZM182 223H183V222H182ZM182 223H181V224H182ZM195 223H197V222H195ZM228 223H229V222H228ZM235 223H236V222H235ZM251 223H252V222H251ZM142 224H143V223H142ZM153 224H151L152 230H153V228H154V227H153ZM193 224H194V223H193ZM203 224H204V223H203ZM222 224H223V223H222ZM232 224H233V223H232ZM236 224H237V223H236ZM241 224H242V223H241ZM139 225H140V224H139ZM173 225H174V224H173ZM183 225H184V224H183ZM188 225H189V224H188ZM191 225H192V224H191ZM199 225H201V224H199ZM251 225H253V224H251ZM146 226H147V225H146ZM154 226H155V225H154ZM193 226H194V225H193ZM229 226H230V225H229ZM149 227H150V225H149ZM138 228H139V227H138ZM140 228H141V227H140ZM165 228H166V227H165ZM189 228H191V227H189ZM227 228H228V227H227ZM238 228H239V227H238ZM249 228H250V227H249ZM252 228H253V227H252ZM136 229H137V228H136ZM155 229H156V227H155ZM171 229H172V228H171ZM201 229H202V227H201ZM191 230H192V229H191ZM193 230H194V229H193ZM227 230H228V229H227ZM231 230H232V229H231ZM248 230H249V229H248ZM253 230H254V229H253ZM153 231H154V230H153ZM179 231H180V230H179ZM194 231H195V230H194ZM151 232H152V231H151ZM151 232H149V233H151ZM186 232H187V231H186ZM190 232H191V231H190ZM220 232H221V231H220ZM234 232H235V231H234ZM248 232H249V231H248ZM152 233H154V232H152ZM224 233H225V232H224ZM88 234H89V233H88ZM222 234H223V233H222ZM250 234H251V233H250ZM182 235H183V234H182ZM208 235H209V234H208ZM208 235H206V236H208ZM220 235H221V234H220ZM224 235H225V234H224ZM247 235H248V234H247ZM251 235H252V234H251ZM257 235H258V234H257ZM80 236H81V235H80ZM186 236H187V235H186ZM190 236H191V235H190ZM225 236H226V235H225ZM93 237H95V236H93ZM201 237H202V236H201ZM221 237H222V236H221ZM227 237H228V236H227ZM184 238H186V237H185V234H184L183 239H184ZM208 238H209V237H208ZM223 238H224V237H223ZM253 238H254V237H253ZM162 239H163V238H162ZM162 239H161V240H162ZM243 239H244V238H243ZM247 239H248V238H247ZM192 240H193V239H192ZM220 240H221V238H220ZM224 240H225V238H224ZM165 241H166V240H165ZM174 241H175V240H174ZM189 241H190V240H189ZM200 241H201V240H200ZM205 241H206V240H205ZM207 241H208V240H207ZM214 241H215V240H214ZM244 241H245V240H244ZM257 241H258V240H257ZM257 241H256V242H257ZM162 242H163V241H162ZM196 242L199 243V241H196ZM208 242H209V241H208ZM220 243H221V242H220ZM232 243H233V242H232ZM194 244H195V243H194ZM201 244H202V243H201ZM222 244H223V243H222ZM225 244H226V243H225ZM246 244H247V243H246ZM142 245H143V244H142ZM195 245H197V244H195ZM155 246H156V245H155ZM192 246H193V244H192ZM257 246H258V245H257ZM158 247H159V246H158ZM211 247H212V246H211ZM218 247H219V246H218ZM245 247H246V246H245ZM259 247H260V246H259ZM90 248H91V247H90ZM198 248H199V247H198ZM252 248H253V247H252ZM92 249H93V248H92ZM92 249H91V250H92ZM166 249H167V248H166ZM95 250H96V249H95ZM260 250H261V252H258L257 250L254 251L255 254L257 255V257H256V255H255V257L257 258V260H255V259H254V260L257 261V262H256L257 264H258V263H259V264H264V261H262V262H261V261H258V259H259V260H263V258H264V256L262 257V255H264V246H262ZM165 251H166V250H165ZM174 251H175V250H174ZM178 251H179V250H178ZM99 252H100V251H99ZM99 252L96 251V253H94V254H96L97 257H101V258H102V255H104V253H103V252H102V253H101V252L99 253ZM190 252H191V251H190ZM209 252H210V251H209ZM215 252H216V251H215ZM251 252H252V251H251ZM252 253H253V252H252ZM196 254H197V253H196ZM209 254H210V253H209ZM216 254H217V253H216ZM258 254H259V255H258ZM260 254H261V255H260ZM212 255H213V254H212ZM173 256H174V255H173ZM207 256H208V255H207ZM260 256H261L262 258H261ZM97 257H96V258H97ZM178 257H179V256H178ZM210 257H211V255H210ZM215 257H216V256H215ZM243 257H244V256H243ZM259 257H260L261 259H260ZM212 258H213V257H212ZM222 258H223V257H222ZM236 260H237V259H236ZM242 260H244V258H243ZM250 260H251V259H250ZM250 260H249V261H250ZM100 261H103V258H102V260H100ZM175 261H176V260H175ZM182 261H183V260H182ZM216 261H218V260H216ZM244 261H245V260H244ZM247 261H248V259H247ZM252 262H253V260H252ZM178 263H179V262H178ZM212 263H213V262H212ZM247 263H248V262H247ZM183 264H184V263H183ZM192 264H193V263H192ZM199 264H200V263H199ZM217 264H218V263H217ZM224 264H225V263H224ZM227 264H228V263H227ZM231 264H232V263H231ZM252 264H253V263H252ZM254 264H255V263H254Z\"/></svg>", "mask_w": 264, "mask_h": 264}, {"label": "crops", "instance_id": "crops-1", "mask_svg": "<svg viewBox=\"0 0 264 264\" xmlns=\"http://www.w3.org/2000/svg\"><path fill=\"white\" fill-rule=\"evenodd\" d=\"M35 256H27L24 253H18L17 251L10 250L9 252H5V259H0V264H61L53 261H35Z\"/></svg>", "mask_w": 264, "mask_h": 264}, {"label": "built area", "instance_id": "built-area-1", "mask_svg": "<svg viewBox=\"0 0 264 264\" xmlns=\"http://www.w3.org/2000/svg\"><path fill=\"white\" fill-rule=\"evenodd\" d=\"M1 259V258H0Z\"/></svg>", "mask_w": 264, "mask_h": 264}]
</instances>
